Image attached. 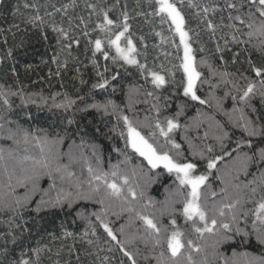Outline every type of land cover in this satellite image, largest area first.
I'll return each mask as SVG.
<instances>
[{
    "label": "trees",
    "instance_id": "16d2710c",
    "mask_svg": "<svg viewBox=\"0 0 264 264\" xmlns=\"http://www.w3.org/2000/svg\"><path fill=\"white\" fill-rule=\"evenodd\" d=\"M173 2L185 17L201 72L196 93L206 101L203 104L183 94L182 49L171 21L162 23L156 15L155 0H0V264H19L21 259L36 264L35 249H40L39 264H132L121 245L136 264H190L189 255L191 264H264V243L253 230V212L264 197V161L260 160L264 137H248L239 126L241 112L264 125V101L259 93L247 102L239 99L248 82L244 76L257 84L260 79L250 71L248 58L256 66L264 64V54L257 50L264 42V35L257 31L261 18L256 14L254 27H247L248 13H255L247 0ZM229 3L236 8L229 9ZM105 13L114 23L102 29ZM125 13L129 28L120 46L127 48L130 38L135 58L146 65L145 71L119 58L108 43L123 31ZM237 15L245 24L229 19ZM36 16L41 19L34 20ZM207 21L215 26L214 34ZM54 28H63L67 37ZM233 35L248 43H234ZM97 39L102 45L99 52L95 51ZM217 45L223 50V60ZM236 52L240 55L233 63ZM151 72L163 75L166 83L157 88ZM225 72L227 76L222 75ZM104 80L108 81L105 87H93ZM69 99L75 101L70 108L56 107ZM122 115L158 151H167L180 162H194V174L208 176L200 203L209 223L213 216L218 220L212 233H196L193 221L185 220L178 201L186 198L190 188H181L175 173L151 168L131 149ZM166 117L180 125L169 134L179 149L166 143L154 127L157 119L163 124ZM25 133L28 143H24ZM246 156L252 159L246 161ZM216 157H220L216 167L208 169V160ZM46 159L51 161V176L41 169L45 174L38 180L26 179L33 163ZM89 166L95 174L106 173L107 182H115L121 194L109 195L104 180H92ZM97 185L100 192L93 193L91 188ZM252 188L257 189L254 194ZM57 195L67 197L63 207L36 210L41 200H54ZM82 195L91 199H80ZM68 200L73 202L71 208ZM228 204L236 206L229 209ZM141 215L167 228L160 245L146 231ZM233 215L239 216V226L250 237L245 242L236 238L216 244L224 231L220 222L232 223ZM101 221L112 229L119 244L108 236ZM194 222L203 226L198 217ZM255 227H261L258 221ZM176 229L184 233L185 248L173 259L165 238ZM65 232L72 235L65 236ZM188 240L192 247L187 246Z\"/></svg>",
    "mask_w": 264,
    "mask_h": 264
},
{
    "label": "snow or ice",
    "instance_id": "6c2138e0",
    "mask_svg": "<svg viewBox=\"0 0 264 264\" xmlns=\"http://www.w3.org/2000/svg\"><path fill=\"white\" fill-rule=\"evenodd\" d=\"M248 5L250 8H255V13L249 12V21L247 22V27L249 29H252L254 27L255 21L252 19L256 14L259 15L260 24L257 28V31L261 33V35H264V0H247ZM180 3L183 4V0H180ZM155 4L158 6L156 8V15L161 16V21L167 22L171 21V24L174 25L175 33L179 36V42L183 46V56L181 58V64L180 68H182L184 75L186 76V84L183 87V94L186 97H190L194 101H199L201 104L206 103V101L202 100L196 93V83L201 78V72L197 70V64H196V58L193 54V48L191 44L189 43V31L185 29V17L181 12V9L177 6L173 0H155ZM25 7H29V5L25 4ZM34 7V6H33ZM229 9H235L236 4L229 3L227 5ZM243 7V5H241ZM205 13L209 11L207 7L203 9ZM214 11V9H213ZM34 20H40L41 18L39 16H36L33 18ZM127 14H124V20L125 23L123 24V31L116 34L115 39H109L108 43L111 46H114L116 49V52L118 54V57L123 59L127 64L130 65H137L138 68L141 71L146 70V65L140 64L137 59L135 58L136 53V47L133 44L132 40L130 38L127 39V48H122L120 46L121 37L125 36V33L128 32V24H127ZM229 19H235L239 21L240 24H245V20L241 18V16L237 15L235 17L229 16ZM114 21L108 18L107 13L104 14V25H102L103 28H107L108 26L113 25ZM207 27L215 33V26L212 24L211 21H207ZM54 31L60 32L62 35L67 37L68 33L65 32L63 28H54ZM252 32H249V37L252 36ZM159 35V33H157ZM46 38V37H45ZM232 41L234 43H248V41H239L236 37V35L232 36ZM76 43H79V41H76ZM227 45V41H225V46ZM68 47H71L69 44ZM255 47V46H254ZM102 50L101 40L97 39L95 40V51L99 52ZM202 50V49H201ZM262 54H264V42H262V45L259 49ZM217 52L220 53L219 59H224L223 50L220 48L219 45H217ZM95 55V53H94ZM240 53L236 52L233 55V63L236 62V60L239 58ZM104 58L108 59V53L104 52ZM113 61L117 59V57L112 58ZM202 63H204L202 61ZM248 63L250 67V71L254 74L255 77L260 78L257 82H254L253 80L248 79V77L244 76L243 78L247 80L246 87L243 88L241 95L239 96L240 101L247 102L252 99L257 93H259L261 100L264 101V64H261L260 66H256L252 63L251 58L249 56ZM107 71V69H105ZM152 76V83L157 87H162L165 83V77L163 75H160L157 72H151ZM102 75V74H101ZM223 76H227L228 73H222ZM243 76V74H242ZM112 79H116L115 76L112 77ZM108 83L107 80H104L103 83H99L96 85H93V87H100L103 88ZM15 95V93H13ZM148 95H152L151 93H148ZM236 97H233V100H235ZM6 104L8 103L7 100L4 101ZM75 101L73 100H67L65 104L56 105V107H63L65 109L70 108ZM111 103V102H109ZM91 107L100 109L103 108L105 112H107L108 106L107 105H91ZM113 108L115 109V106L113 105ZM234 111H240L238 109H234ZM157 115L159 116V109H157ZM123 120L124 125L127 128V136L126 141L128 144L131 145V147L139 153L140 156L144 157V159L148 162V164L151 166V168L155 169L163 166L164 169L167 170L168 173H175L176 179L179 181V186L183 188L184 186H187L190 188V192L187 193L186 198H184L182 201H178L179 203H182V214L186 221H193V230L196 233H199L203 235V233L208 232L212 233L214 229L216 228V225L218 223V220L213 216L209 223V217L207 215L206 210L202 207L200 201L202 197L201 193V187L205 185V182L208 179L207 175L200 174L195 175V171L197 169V164L194 162H180L177 159H174L167 151L160 152L157 150V148L152 144L149 143L148 139H146L143 135H141V132L137 130V127L133 125V122L129 119L127 115H122L119 117ZM240 121H243L242 124H239V126L243 129V131L247 134L248 137H257L261 136L264 137V125H257L252 120L246 119L244 114L241 112V115L239 117ZM69 123H72L71 120H69ZM2 127V125H0ZM155 129L158 130L159 135L165 138L166 143L170 144L173 148L179 149L180 145L175 142V140L171 139L170 133H172L174 130L178 129L180 127L179 123L174 118H165L164 123L162 124L159 119L156 120ZM124 132H121V136H124ZM153 136L156 135L155 132L152 133ZM226 135V134H225ZM9 139L14 138V134L10 135L8 137ZM24 143H28V135L27 133L24 134ZM249 147H251V140L248 142ZM208 151L211 152L212 148L209 147ZM220 157H216L215 159H209L207 162V168L213 169L216 167V161L219 160ZM246 161L251 160L252 157L246 156ZM260 160L264 161V149L260 150ZM50 164L51 161L49 160H42V161H35L30 169V175L26 177V179L36 181L40 178L42 173L40 170H47L46 174L51 176V170H50ZM60 169L57 168L56 171H59ZM88 172L92 174V180L95 181H101L104 180V183L108 189L111 190L109 195L119 196L121 194V188L115 183H108L106 180V173L103 174H95L93 169L89 166ZM69 175H72V173H69ZM113 176L116 175L115 172L112 173ZM63 178V177H61ZM92 180H89V184H92ZM127 178L124 179V183L127 184ZM261 186L264 187V181H261ZM91 191L93 193H99L100 187L97 185L96 187L91 188ZM131 192V189H129ZM252 193L254 194L257 189L252 188ZM180 195H184L183 193H179ZM70 195V194H69ZM132 195L135 197V192H132ZM213 196L216 195L215 192L212 193ZM83 200H89L91 197L89 195H82L79 197ZM67 197H63L60 195H57V197L54 200H41V202L37 206V211L41 210V208H57V207H63L65 200ZM102 203V201H99ZM72 201L68 200V207H72ZM239 203V200L236 201V204ZM17 205L23 207L24 205H21L19 201H17ZM235 204H228L225 205V207L229 209L235 208ZM77 215H81L80 213H77ZM93 215H96V213H93ZM219 215L222 217L224 216V212L222 209L219 210ZM253 215L255 216V220L253 221L254 226V232L256 233V238L260 243H264V197L260 199V201L257 203V206L253 212ZM194 217H198L199 221L202 222V227L196 226L194 222ZM96 218L99 220L100 217L96 215ZM140 219L144 222L146 231H149V235H153L155 237V244L160 245L161 244V233L167 232V228L161 225H158V222L148 216V215H141ZM239 216L233 215L232 216V223H223L220 222V227L224 230L223 233L219 234V238L216 241V244L221 243H229L231 241L236 240V238H239L241 242H245L249 237L250 233L245 231L239 226ZM259 222L260 228H256V222ZM102 223V226L104 230L107 232L108 236L112 238V240L116 241L118 244L120 243L117 240L116 235L113 233L112 229L106 224ZM171 225L175 227L176 220L172 219L170 221ZM233 224H235V227H233ZM93 234L94 230H93ZM65 236H71L72 233L65 232ZM87 235V233H85ZM184 233L179 231L178 229L172 231L170 235H167L165 238V242L167 244V249L171 253V258L175 259L178 258L182 250L185 248V243L182 241ZM91 243V241H89ZM187 246L192 247V241H187ZM196 251H200L199 247L195 249ZM35 253L37 254V261L36 264H39V252L40 249H35ZM121 251L124 252V255L127 256L131 261L132 264H136L135 259L132 257V255L124 250L123 245H121ZM161 256H163V252L161 253ZM188 261L191 264L192 258L189 255L187 257ZM19 264H30L29 260L21 259L19 261ZM178 264V262H176ZM225 264H227V261H225Z\"/></svg>",
    "mask_w": 264,
    "mask_h": 264
},
{
    "label": "rangeland",
    "instance_id": "374dc122",
    "mask_svg": "<svg viewBox=\"0 0 264 264\" xmlns=\"http://www.w3.org/2000/svg\"><path fill=\"white\" fill-rule=\"evenodd\" d=\"M173 27H174V25H173ZM177 35V34H176ZM177 38L179 39V36L177 35ZM180 43V42H179ZM180 46H181V49H182V53H183V46L180 44ZM185 79H186V76H185ZM186 84V83H185ZM190 98V97H189ZM191 99V98H190ZM130 145V144H129ZM130 147H131V145H130ZM131 149L133 150V151H135L132 147H131ZM136 152V151H135ZM137 153V152H136ZM138 155H139V153H138ZM142 157V156H141ZM143 159H144V157H142ZM145 160V159H144ZM146 161V160H145ZM147 162V161H146ZM147 164H148V162H147ZM149 165V164H148ZM150 166V165H149ZM151 167V166H150ZM158 168H162V169H164L163 168V166L161 165L160 167H158ZM164 170H166V169H164ZM167 171V170H166Z\"/></svg>",
    "mask_w": 264,
    "mask_h": 264
}]
</instances>
